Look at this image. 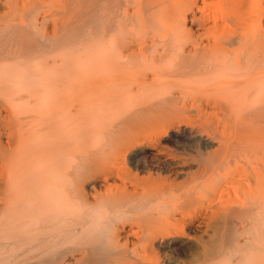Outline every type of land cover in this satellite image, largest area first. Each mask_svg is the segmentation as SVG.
<instances>
[{"label": "bare ground", "instance_id": "bare-ground-1", "mask_svg": "<svg viewBox=\"0 0 264 264\" xmlns=\"http://www.w3.org/2000/svg\"><path fill=\"white\" fill-rule=\"evenodd\" d=\"M0 264H264V0H0Z\"/></svg>", "mask_w": 264, "mask_h": 264}]
</instances>
